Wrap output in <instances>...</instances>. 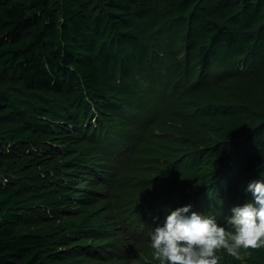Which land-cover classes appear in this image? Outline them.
I'll return each instance as SVG.
<instances>
[{
  "label": "trees",
  "instance_id": "16d2710c",
  "mask_svg": "<svg viewBox=\"0 0 264 264\" xmlns=\"http://www.w3.org/2000/svg\"><path fill=\"white\" fill-rule=\"evenodd\" d=\"M254 181L264 0H0V264H159L171 211L227 227Z\"/></svg>",
  "mask_w": 264,
  "mask_h": 264
},
{
  "label": "clouds",
  "instance_id": "9594fccd",
  "mask_svg": "<svg viewBox=\"0 0 264 264\" xmlns=\"http://www.w3.org/2000/svg\"><path fill=\"white\" fill-rule=\"evenodd\" d=\"M247 191L253 202L233 207L225 217L227 227L214 216L188 215L191 205L171 211L150 237L159 264H219L220 251L242 260V252L264 248V183L251 182Z\"/></svg>",
  "mask_w": 264,
  "mask_h": 264
}]
</instances>
